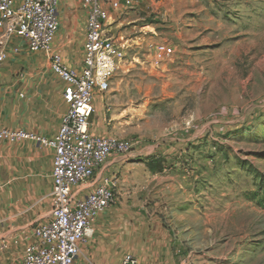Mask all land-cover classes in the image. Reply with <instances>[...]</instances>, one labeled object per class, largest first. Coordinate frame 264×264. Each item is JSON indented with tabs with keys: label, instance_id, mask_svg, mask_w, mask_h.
<instances>
[{
	"label": "rangeland",
	"instance_id": "374dc122",
	"mask_svg": "<svg viewBox=\"0 0 264 264\" xmlns=\"http://www.w3.org/2000/svg\"><path fill=\"white\" fill-rule=\"evenodd\" d=\"M155 4L112 84L119 139L186 264H264V0Z\"/></svg>",
	"mask_w": 264,
	"mask_h": 264
},
{
	"label": "crops",
	"instance_id": "0c3cea01",
	"mask_svg": "<svg viewBox=\"0 0 264 264\" xmlns=\"http://www.w3.org/2000/svg\"><path fill=\"white\" fill-rule=\"evenodd\" d=\"M154 5L155 0H116L108 6L107 34L125 47L152 40L149 34H154V28L142 22ZM58 13L60 25L52 52L80 71L88 10L83 0H61ZM16 47L19 51L0 63V125L54 140L67 111L64 83L51 70L47 56L27 50L18 37L8 44L9 49ZM115 76L107 93L96 94L90 119L95 135L120 137L117 105L110 94ZM144 149L137 145L128 156L111 157L91 182L74 188V195L82 199L105 178L119 179L116 202L94 223V234L81 245L76 264H122L127 255L136 257L139 264L187 263L172 231L156 211L149 210L145 191L151 182L139 178L148 172L136 159ZM54 157L55 150L37 139L0 142V264H21L33 230L51 220Z\"/></svg>",
	"mask_w": 264,
	"mask_h": 264
},
{
	"label": "built area",
	"instance_id": "2783aa9c",
	"mask_svg": "<svg viewBox=\"0 0 264 264\" xmlns=\"http://www.w3.org/2000/svg\"><path fill=\"white\" fill-rule=\"evenodd\" d=\"M83 1L88 10V22L83 67L78 71L52 52L51 45L60 25L61 0H0V63L7 60L12 51H19V47L8 48L11 39L18 37L27 50L47 56L51 70L64 83L63 97L67 105L54 140L0 125V142L15 144L37 139L55 150L51 220L33 230L21 264H76L81 245L94 234V223L116 202L119 179L116 176L105 178L82 199L74 195V188L91 182L111 157L128 156L136 146L130 140L99 136L90 131L96 94L110 90L125 46L106 32L110 20L108 6L116 0ZM157 50L167 55L173 52L164 44ZM2 189L0 185V193ZM122 264H139V261L127 255Z\"/></svg>",
	"mask_w": 264,
	"mask_h": 264
}]
</instances>
